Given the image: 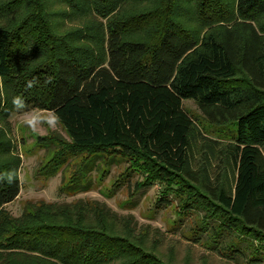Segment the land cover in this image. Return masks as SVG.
<instances>
[{
    "label": "trees",
    "instance_id": "16d2710c",
    "mask_svg": "<svg viewBox=\"0 0 264 264\" xmlns=\"http://www.w3.org/2000/svg\"><path fill=\"white\" fill-rule=\"evenodd\" d=\"M51 1L0 0L7 102L20 96L27 108L55 110L67 148L118 154L129 163L125 176L139 174L137 192L160 185L158 208L175 201L179 219L197 218L196 244L237 264H263L264 0H190L206 26L218 25L201 38L174 16L180 0H155L146 12L132 4L148 0H55L62 12ZM66 9L78 23L87 14L102 22L92 34L79 25L59 35L53 23ZM74 33L82 35L74 41ZM185 100L213 124L236 123L235 139L194 152L197 122ZM7 153L0 141V173L17 170ZM20 192L18 176L0 181V264L178 263L161 232L138 230L133 217L99 202H41L14 218L5 207ZM185 259L194 262L188 252Z\"/></svg>",
    "mask_w": 264,
    "mask_h": 264
},
{
    "label": "rangeland",
    "instance_id": "374dc122",
    "mask_svg": "<svg viewBox=\"0 0 264 264\" xmlns=\"http://www.w3.org/2000/svg\"><path fill=\"white\" fill-rule=\"evenodd\" d=\"M154 1L132 4V10L135 12L151 11L155 5ZM223 1L230 6L234 4V0ZM61 5L55 0L51 1V6H54L56 10L63 9ZM195 11L196 5L193 1L180 0L174 16L176 15L180 24L200 38L211 29L218 27V25L210 28L206 26ZM66 12L69 13L67 18L60 17L53 23L59 35H65L69 31L72 33L79 25L91 26L93 29L87 34H92L102 22L100 18L87 14L83 22L78 23L77 16H73V13L67 9ZM81 35L74 33L72 38L76 41L78 37L75 38V36ZM73 45L78 46L76 42ZM84 45L92 47L88 42ZM2 84L3 87L0 88L2 101L0 141L5 142L9 147V153H7L9 160L17 161L11 165L17 167L14 172L21 184L18 199L5 207L11 216L20 218L27 206H36L41 202L56 204H70L79 201L99 202L106 204L122 218L133 217L138 230L150 227L152 230L161 232L163 236L157 238L165 243L164 250L166 251L171 246L177 248V264H183L182 261L187 252L193 257L192 264H237L221 258L205 245L195 243L193 233L197 218L188 216L179 219L176 214L178 203L173 201L171 205L161 209L157 207L158 198L161 196L160 185L155 184L150 189L137 192L135 185L141 178L138 173L132 171H129L128 177L125 176L129 163L118 154H114L113 157L105 154L93 156L86 152L69 150L67 144L70 141L60 124L54 130L45 126L39 134L33 133L21 123L24 117L14 110L12 102H7V96L9 99L11 96L10 91L6 90L4 83ZM184 108L197 122L192 148L194 152L202 151V146L208 141L226 144L235 139L236 123L217 125L209 122L194 100H185ZM27 109L35 110L37 114H46L41 110ZM204 238L206 237L201 236V239Z\"/></svg>",
    "mask_w": 264,
    "mask_h": 264
},
{
    "label": "clouds",
    "instance_id": "9594fccd",
    "mask_svg": "<svg viewBox=\"0 0 264 264\" xmlns=\"http://www.w3.org/2000/svg\"><path fill=\"white\" fill-rule=\"evenodd\" d=\"M36 81L30 80L26 84V88L30 89L34 86ZM3 87L2 81H0V88ZM24 99L20 96L13 97L12 104L14 110L21 114L24 118L21 123L29 128L33 133L39 134L40 130L47 126L49 129H55L61 122L59 115L55 110L48 109L44 110L46 114H37L35 110H28L26 102H22ZM17 179L16 173L12 170H7L4 173H0V181H6L11 184Z\"/></svg>",
    "mask_w": 264,
    "mask_h": 264
},
{
    "label": "crops",
    "instance_id": "0c3cea01",
    "mask_svg": "<svg viewBox=\"0 0 264 264\" xmlns=\"http://www.w3.org/2000/svg\"><path fill=\"white\" fill-rule=\"evenodd\" d=\"M18 199V198H17Z\"/></svg>",
    "mask_w": 264,
    "mask_h": 264
}]
</instances>
